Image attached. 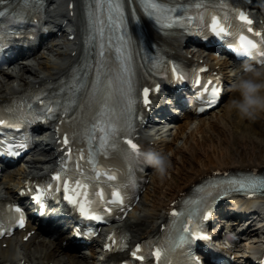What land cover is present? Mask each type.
I'll return each instance as SVG.
<instances>
[{
    "label": "bare ground",
    "instance_id": "6f19581e",
    "mask_svg": "<svg viewBox=\"0 0 264 264\" xmlns=\"http://www.w3.org/2000/svg\"><path fill=\"white\" fill-rule=\"evenodd\" d=\"M213 1L219 3L218 0ZM15 2L10 0V4ZM125 3L128 7L134 5L136 9L139 8L137 0H125ZM263 5L264 2L253 0L251 7V10H259L254 20L261 31H264ZM43 9L40 20L48 34L45 37L37 36V43L31 41L25 50L17 53L22 61L16 60L0 72V106L29 91L61 83L82 65L84 0H44ZM148 33L157 46L167 51L165 53L189 63L205 64L218 71L228 87L227 91H233L235 95L230 97L224 110H213L205 118L186 114L178 117L168 129L161 121L157 131L151 132L150 125L144 127L142 121L137 131L138 140L148 150L166 154L171 165L164 175L155 168L141 171V190L144 193L139 202L123 222L104 228L103 236L93 241L87 250L89 252L70 254L67 246L71 243L63 244L69 237L67 233H64L61 241L48 234L49 227L66 230L58 222L63 216L54 220L49 218L46 227H43L41 220L32 218L26 228L14 237L0 240V264H120L136 244L162 233L170 220L172 205L198 183L226 173H258L264 170V110L252 119L242 117L230 106L231 99L239 95L232 85L243 70L242 63L217 57L213 53H203L189 44L183 31L178 30L175 36L166 37L148 24ZM71 35L74 37L71 38ZM41 38L48 42L44 43ZM92 51L93 55L96 54L95 49ZM257 68L264 79V65ZM91 105L90 98L84 101L83 111ZM93 111H90V117ZM156 120L153 119L151 123ZM66 134L76 141L81 130L75 126L68 129ZM38 145L43 149L36 147L21 166L3 173L0 179V203L20 204L23 196L19 193L26 190V183L51 173L65 152L58 135L40 138ZM59 148L62 149L60 152ZM257 203L261 204L258 209L262 217L252 222L253 214H259L256 211ZM220 212V217L223 216L220 219L227 218L225 229L243 238V247L233 254L234 262L254 264L256 256L264 252V243L260 241L264 235V197L257 200L231 196L221 203ZM244 214L248 217L245 221L241 219ZM244 224L248 226L242 228ZM114 229H123L127 233L130 248L121 254L108 255L103 246ZM236 229L242 233H237Z\"/></svg>",
    "mask_w": 264,
    "mask_h": 264
},
{
    "label": "snow or ice",
    "instance_id": "6c2138e0",
    "mask_svg": "<svg viewBox=\"0 0 264 264\" xmlns=\"http://www.w3.org/2000/svg\"><path fill=\"white\" fill-rule=\"evenodd\" d=\"M108 5V18L114 23L119 26L123 31L120 34V40H121V52L123 55L121 56V59H126L128 57V46L132 43V35L129 31H127L128 23H129V17L128 14L125 11V0H106ZM218 2L221 4L222 7H231L230 4H225L224 0H218ZM140 3L142 5L144 13L147 15V17L154 19L158 24L161 25H175V24H190L192 22V18L185 19L184 16L175 15L174 9L165 2V0H140ZM10 0H0V6L3 5H9ZM213 6V0H205V2H197L196 4H189L187 7H196L198 9H203V11L194 14V16L198 15L200 19L204 18L205 12H209V9ZM177 7H181L180 5H177ZM10 10L9 7H4L0 9L3 13H7ZM26 16H32L38 14V3L37 5L33 4H26V7L24 9ZM91 11V9H90ZM236 13H238L239 20L244 22V24L247 26V31L249 33L254 32L255 29L252 27L253 21L252 18L243 10V9H233ZM25 15H20L18 18L24 19L26 18ZM211 16V30L215 32L218 36L229 34L232 35L229 31V27L225 26L224 23L221 22V18L219 15H216L215 12H210ZM142 20V17L137 13V10L135 6L133 5V8L131 9V21L135 23H139ZM14 35H21L20 33H14ZM259 41L252 36L246 34L244 31H240L238 34V43H235L232 45V47L236 48L238 52L240 53H246L249 56H253L255 54H259L260 56H264V37H260ZM164 57L157 56L156 62L157 65L162 67ZM206 67V66H205ZM125 72L130 73V69L128 68L127 64L124 66ZM171 71L175 75V79L177 81L183 80L186 78L184 71L177 65L176 63H173L171 65ZM200 71H203L201 69ZM160 74H165L161 72ZM99 75V74H98ZM74 83H76L74 81ZM194 83L201 84V77L199 75H196ZM80 87L79 83H76V88L78 89ZM159 84L155 85V88L159 89ZM203 88V92L201 93V103L203 104V107H210L211 105H214L217 103L218 98L221 93V88L219 87V83L216 82L213 83L212 80H207L206 85H201ZM72 92L73 90H69ZM151 89L148 87H145L143 89V102L145 104H150V93ZM127 95V103L125 104L124 109H122V113L120 116L116 118V120L106 119L105 116L107 113L105 112L101 118L94 124L90 125L89 133H88V139L89 141L96 140L97 137L94 135H91V133H95L97 129L102 132V136L99 137V144L97 147L93 148L91 146V143L89 145V151L91 153L90 159H95L100 153H103L105 155L108 154L109 149H114L117 147V141L119 140H126L127 144L130 145V151L128 152V157L132 158L133 153L136 157L139 156V145L130 138L132 132V120L134 116V103L135 99L133 96V90L131 87V83L129 82L128 85V91L126 93ZM204 96H207V100L205 101L203 99ZM41 103L45 104V109L41 110L43 112L42 115L35 117L37 119H46L48 117H51L54 113V110L61 109L63 107V110L67 112L69 110L68 105H71L72 103H75L74 99H69L65 102L64 106H61L59 104H51V102L48 101H41ZM104 108L107 109L108 105L105 104ZM31 118V114L30 117ZM10 123L9 120L0 118V126L8 125ZM21 125L19 122L12 124V127L19 128ZM4 128L0 127V151H7V150H13L15 147H27V143L21 142L18 145H13L8 142V139L4 137ZM26 139V138H25ZM63 143L67 145L69 143L68 136L65 135L63 137ZM69 152H71V148L68 149ZM13 154H18L15 151H13ZM66 167V166H65ZM108 173H105L107 175ZM53 177L56 181H62L63 182V188L65 192L67 193L66 199H68L71 203L74 205H78L79 211L86 217H94L96 219H104L105 217L102 215L101 211L97 210V207H94V202L88 198V185L86 183H83L81 179L72 180L71 177L68 179H64L62 176V173L60 171H54L52 173ZM99 175V172L97 173ZM115 178V177H113ZM73 183L75 184V188H73ZM36 188L41 189L39 192H35L34 196L35 198L43 203L42 197L45 195V190L42 188L41 185L37 184ZM47 188L51 189L53 188V184L49 183L47 185ZM60 185H56V191H59ZM246 190L248 192V195H253V190H264V176L256 175L255 173H250L246 176H243L240 179H237L236 177H230L227 180H215L209 185L202 186L201 192L202 195L197 197V200L195 202H192L194 206H191L189 208H186L183 210V213H178L175 208L172 209V212L176 214L177 216L184 215L185 221L187 225H194V217L197 216L198 212L202 207L205 206L204 202L208 201V211L207 215L204 217L207 219V216L212 215V210L210 207V203L213 199H215L216 196L220 194L227 195L229 191L232 190ZM100 197H104L105 193L103 189H100ZM111 202L113 204H123L125 202V195L121 191V188L117 187L113 190L111 193ZM103 205L104 208H107L109 212L112 211V208L109 207L108 201L101 200L99 202ZM10 207H15L18 213H20L19 219L16 221L17 224L23 225L25 222V217L23 215V209L20 208L19 205H10ZM185 221H181V226L178 229L177 237L174 241V244L176 243H183L185 241H189L193 237L198 238H204L208 239L209 235L207 231H202L199 229L198 226H195L196 230H193V228L187 227L185 224ZM7 228L3 226V222H0V234H5L7 232ZM115 241V233H113L112 237L110 238ZM119 247V245H117ZM106 247L111 248L112 243H109L106 245ZM142 247L141 244L136 245V250L132 252L133 256L138 255V250H140ZM155 256L157 259H160L161 257H167L168 255V248L165 247H156L154 249ZM141 260L144 259L143 256L139 257ZM196 261L199 260V257L195 258ZM124 264H128L127 261L124 262ZM168 264H171V261H168Z\"/></svg>",
    "mask_w": 264,
    "mask_h": 264
},
{
    "label": "clouds",
    "instance_id": "9594fccd",
    "mask_svg": "<svg viewBox=\"0 0 264 264\" xmlns=\"http://www.w3.org/2000/svg\"><path fill=\"white\" fill-rule=\"evenodd\" d=\"M262 72L254 64L245 62L243 70L232 87L237 89L239 95L232 98L230 106L242 117L255 119L264 110V79H260ZM143 159L164 175L171 165L166 154L154 150H145L141 153Z\"/></svg>",
    "mask_w": 264,
    "mask_h": 264
},
{
    "label": "rangeland",
    "instance_id": "374dc122",
    "mask_svg": "<svg viewBox=\"0 0 264 264\" xmlns=\"http://www.w3.org/2000/svg\"><path fill=\"white\" fill-rule=\"evenodd\" d=\"M260 77H261V79H262V76H260ZM237 91H238V90H237ZM236 93H237V92H236ZM231 95H232V96L235 95V92L232 93ZM231 95H230V96H231ZM230 96H229V98H230ZM229 98L226 99L225 102H224V103H223V104H222L217 110H219V109H220V111H221V110H224V109L226 108L227 102L229 101ZM254 124H255L256 126H258L256 123H254ZM258 127H259V126H258Z\"/></svg>",
    "mask_w": 264,
    "mask_h": 264
}]
</instances>
